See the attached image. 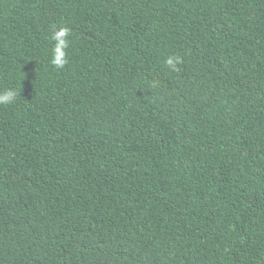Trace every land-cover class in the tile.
<instances>
[{
	"label": "trees",
	"instance_id": "16d2710c",
	"mask_svg": "<svg viewBox=\"0 0 264 264\" xmlns=\"http://www.w3.org/2000/svg\"><path fill=\"white\" fill-rule=\"evenodd\" d=\"M5 89L0 264H264V0H0Z\"/></svg>",
	"mask_w": 264,
	"mask_h": 264
},
{
	"label": "clouds",
	"instance_id": "9594fccd",
	"mask_svg": "<svg viewBox=\"0 0 264 264\" xmlns=\"http://www.w3.org/2000/svg\"><path fill=\"white\" fill-rule=\"evenodd\" d=\"M70 29L66 26L59 27L54 31L52 39L55 41V47L53 49V58L51 63L57 68H63L68 63L67 48L69 47V41L67 37L70 35ZM181 62L179 56H168L165 63L167 66L178 71L177 65ZM17 93L14 89H5L0 91V104H10L15 101Z\"/></svg>",
	"mask_w": 264,
	"mask_h": 264
}]
</instances>
